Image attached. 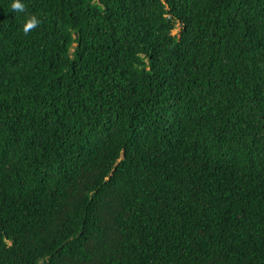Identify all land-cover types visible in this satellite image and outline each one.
<instances>
[{"label":"trees","instance_id":"1","mask_svg":"<svg viewBox=\"0 0 264 264\" xmlns=\"http://www.w3.org/2000/svg\"><path fill=\"white\" fill-rule=\"evenodd\" d=\"M13 2L0 264H264V0Z\"/></svg>","mask_w":264,"mask_h":264},{"label":"clouds","instance_id":"2","mask_svg":"<svg viewBox=\"0 0 264 264\" xmlns=\"http://www.w3.org/2000/svg\"><path fill=\"white\" fill-rule=\"evenodd\" d=\"M13 11H24L25 6L20 3V0H14L11 5ZM38 24V21L35 17L28 19L27 23L24 25V34L27 35L30 30L34 29Z\"/></svg>","mask_w":264,"mask_h":264},{"label":"water","instance_id":"3","mask_svg":"<svg viewBox=\"0 0 264 264\" xmlns=\"http://www.w3.org/2000/svg\"><path fill=\"white\" fill-rule=\"evenodd\" d=\"M179 27L182 28L183 25L180 24ZM47 262H48L47 259H45L41 264H47Z\"/></svg>","mask_w":264,"mask_h":264},{"label":"rangeland","instance_id":"4","mask_svg":"<svg viewBox=\"0 0 264 264\" xmlns=\"http://www.w3.org/2000/svg\"><path fill=\"white\" fill-rule=\"evenodd\" d=\"M180 30V27L177 28V30H175L173 33H177Z\"/></svg>","mask_w":264,"mask_h":264}]
</instances>
